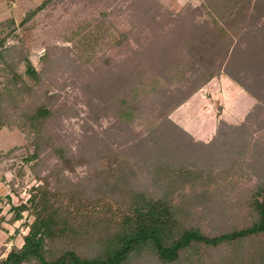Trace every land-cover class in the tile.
I'll list each match as a JSON object with an SVG mask.
<instances>
[{"label": "trees", "instance_id": "1", "mask_svg": "<svg viewBox=\"0 0 264 264\" xmlns=\"http://www.w3.org/2000/svg\"><path fill=\"white\" fill-rule=\"evenodd\" d=\"M85 1L97 10L94 28L44 46L39 66L20 35L8 45L0 37V126L29 132L24 159L38 180L10 206L9 221L25 216L27 230L4 255L3 246L0 264H259L264 178L245 181L264 177V0L178 10L160 0ZM124 1L137 25L111 41V14ZM13 24L1 20L0 30ZM222 73L255 102L242 120L221 118L210 139L195 138L170 113ZM75 85L84 114L67 92ZM74 116L75 133L63 121Z\"/></svg>", "mask_w": 264, "mask_h": 264}, {"label": "rangeland", "instance_id": "2", "mask_svg": "<svg viewBox=\"0 0 264 264\" xmlns=\"http://www.w3.org/2000/svg\"><path fill=\"white\" fill-rule=\"evenodd\" d=\"M2 0L0 2V19H6L7 16H13L14 24L10 27H2L0 30V37L5 36V44H11L17 41L14 34L20 35L29 44V57L34 66H39V55L43 53L44 46L57 44L70 45L73 40H68L69 36L75 38L73 31H82L88 25L93 24L90 16L92 10L96 9L88 4L85 0H53L33 18H31L27 25H21L24 14L40 4L43 0ZM167 8L178 10L187 2L192 5L199 4L201 0H160ZM128 2H122L123 9L120 12L111 14V17H117L115 26L109 28L107 37L111 41L118 39L116 32L124 28H133L137 24V20L127 19V11L125 6ZM107 7L106 10H109ZM11 9L15 11L10 13ZM12 14V15H10ZM95 24L91 27L94 28ZM14 27L12 33L8 31ZM83 27L82 29H80ZM72 34V35H71ZM77 40V39H76ZM117 47V45H116ZM3 62L0 60V66ZM21 68H24V62L21 63ZM179 69V68H178ZM176 67L171 72L178 70ZM183 73L188 74L187 67L181 69ZM176 77V76H174ZM4 80V72H0V85ZM179 83V82H178ZM171 89H175L171 87ZM70 98L77 97L76 106L81 108V114H84L87 109L84 104L83 94L80 92L77 85L67 90ZM255 102V98L246 92L240 85H238L232 78L225 74L213 76L203 86L194 91L183 103L178 105L170 116L178 122L185 129L190 131L195 138L208 140L211 138L216 130V126L221 118L228 121L238 122L242 120ZM86 110V111H85ZM65 126L71 128L73 133L80 130L79 116L64 118ZM107 118L102 119V124L108 123ZM30 138L29 132L13 126H0V251L3 246H6L3 255L9 247L15 243L20 245L23 242V234L27 230L26 217L10 222L9 217L12 214L10 209L11 204L24 202L29 196V187L38 182L30 172L29 162L24 159L26 149L25 144ZM30 149L32 147L30 146ZM263 176L255 173L251 175L245 184L263 180ZM14 180L13 183L11 181ZM9 196V199L7 197ZM26 212V211H25ZM244 216L242 215L241 218ZM29 217L28 220H30ZM228 220L227 218H223ZM230 222V221H229ZM13 234V235H12ZM13 236V237H12ZM258 245L262 246V250L258 253L256 261L259 264H264V237L258 236L254 239ZM247 241V242H246ZM249 244V248L255 247L256 244L252 239L245 240Z\"/></svg>", "mask_w": 264, "mask_h": 264}, {"label": "crops", "instance_id": "3", "mask_svg": "<svg viewBox=\"0 0 264 264\" xmlns=\"http://www.w3.org/2000/svg\"><path fill=\"white\" fill-rule=\"evenodd\" d=\"M1 1H2V0H0V2H1ZM9 2H10V3H13L11 0H9ZM14 11H15L14 9H11L10 13H13ZM1 13L4 14L5 12H0V14H1ZM10 15H12V14H10ZM9 17H12V18H13V16H7V18H9ZM4 19H5V18H4ZM4 19H0V21H1V20H4ZM13 19H14V18H13ZM13 244H15V243H13Z\"/></svg>", "mask_w": 264, "mask_h": 264}]
</instances>
